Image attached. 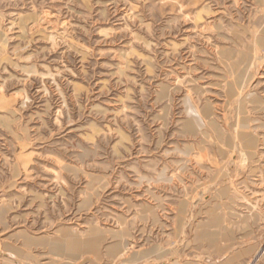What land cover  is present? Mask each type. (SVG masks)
<instances>
[{"label": "rangeland", "instance_id": "1", "mask_svg": "<svg viewBox=\"0 0 264 264\" xmlns=\"http://www.w3.org/2000/svg\"><path fill=\"white\" fill-rule=\"evenodd\" d=\"M0 264H264V0H0Z\"/></svg>", "mask_w": 264, "mask_h": 264}, {"label": "bare ground", "instance_id": "2", "mask_svg": "<svg viewBox=\"0 0 264 264\" xmlns=\"http://www.w3.org/2000/svg\"><path fill=\"white\" fill-rule=\"evenodd\" d=\"M194 123L195 121L190 120L189 126L193 127ZM242 140L248 148L253 147V144L256 142L255 139L247 133L242 134ZM100 237L101 233L97 230L92 231L90 237L86 240H80L77 237L72 236V234L68 231H62V237L54 241L51 247L56 252L61 251L71 255H76L79 250L94 251Z\"/></svg>", "mask_w": 264, "mask_h": 264}]
</instances>
